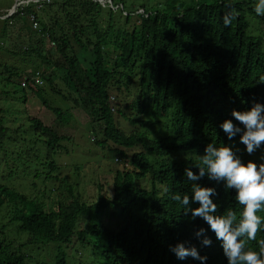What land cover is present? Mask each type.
Wrapping results in <instances>:
<instances>
[{"label":"trees","instance_id":"16d2710c","mask_svg":"<svg viewBox=\"0 0 264 264\" xmlns=\"http://www.w3.org/2000/svg\"><path fill=\"white\" fill-rule=\"evenodd\" d=\"M71 1L42 3L41 7L24 4L3 19L7 20L2 30L5 43H11L16 37L14 20L27 23L30 15L38 17L40 29H30L33 39L28 41L33 43L29 48L40 50V66L50 73L43 75L41 84L23 87L13 67L23 45L15 40L7 48L0 42V60L4 61L0 63L4 95L0 101V153L4 154L0 164L38 161L39 166L44 165L35 169L32 195L0 180V207L6 204L10 216L1 227L0 264H83V256L68 248L74 237L90 250H107L115 235L110 232L138 226L139 218L160 227L167 239L181 224V207L171 195L190 189L183 170L195 166L203 155L202 140L216 128L218 114L226 105L227 84L240 77L243 89L254 91L264 72V30L258 34L249 31L246 9H236L242 0H200L174 13H150L141 7L137 22L148 27L150 34L140 39L133 32L128 40L111 33L113 18L102 9L103 0L84 1L83 12L92 15L89 24L79 22L77 16L68 21L52 16L55 6L59 9ZM106 2V7H121L114 0ZM98 7L105 18L101 25L100 14L93 13ZM233 9L243 13L238 12L225 26L223 16ZM40 11L45 13L39 16ZM132 14L128 11L127 18ZM64 24L70 29L65 30ZM71 37L77 44L81 42L84 52H76ZM220 42L230 50V66L224 73L213 67L205 52L211 43ZM66 49L73 55L67 65L56 60L58 55H66ZM6 57L12 62H6ZM56 62L57 68H53ZM52 72L65 81L61 78L63 82L54 85ZM156 76L170 78L173 99L164 101L153 90ZM44 78L53 94L40 103L27 102L28 90L38 96L45 93ZM113 94L120 104L117 114L111 106ZM67 99L72 106L65 103ZM43 107L50 114L47 120L55 116L52 123L56 124L46 126L40 121ZM20 120H27L31 131L21 129L23 123L15 126ZM79 124L93 128L95 144L102 150L108 148L117 158L116 171L107 167L98 174L96 200L89 198L87 186L80 189L83 165L74 166L75 176L73 171L58 176L64 171L56 155L62 154L63 141L73 140ZM70 127L74 128L69 133ZM27 131L33 137L29 141L39 140L48 147L46 159L35 158L37 143L12 147L17 135ZM9 225L11 234L6 232ZM170 259L165 251L163 263ZM127 264H136L133 255Z\"/></svg>","mask_w":264,"mask_h":264},{"label":"clouds","instance_id":"9594fccd","mask_svg":"<svg viewBox=\"0 0 264 264\" xmlns=\"http://www.w3.org/2000/svg\"><path fill=\"white\" fill-rule=\"evenodd\" d=\"M54 1L57 0H16V4L0 18L6 19L24 4L41 7L42 3ZM240 8L246 9L250 32L258 34L264 30V0H242L236 7L237 10ZM238 12L233 9L226 13L224 25L229 26ZM254 18L260 20L257 25L252 23ZM29 20L31 28L26 22L22 25L30 32V29H40L35 14L30 15ZM29 41L21 47L27 55L13 61L14 73L19 74L15 78L22 80L23 87L41 84L43 75L50 73L48 68H41L40 50L29 48ZM1 42L3 44L5 39ZM205 52L211 56L210 62L215 69H224V73L230 66V50L225 43H211ZM71 56L66 49L61 61L67 65ZM33 58L37 67L27 71L26 66ZM56 66L57 62L53 68ZM52 76L54 85L63 82L62 76L59 78L53 72ZM154 78L156 88L153 90H157L164 101L173 99L170 78ZM221 79L225 83L228 81ZM242 82L238 77L227 84L226 105L218 114L216 128H211L202 140L205 141L203 155L198 156L195 166L183 170L190 181V189L183 194L171 195L181 207L179 229L166 239L160 227L139 218L138 226L112 230L114 240L107 250H90L89 245L76 238L68 248L83 256V264H105L107 261L127 264L130 255L134 256L136 264H164L165 251L171 258L167 264H264V72L254 91H245ZM46 83L44 78V88L49 89ZM34 97L39 102L48 99L42 92L40 96H28V100L34 101ZM110 100H115L114 94ZM111 106L115 111L116 108ZM81 244L84 249L79 248Z\"/></svg>","mask_w":264,"mask_h":264},{"label":"rangeland","instance_id":"374dc122","mask_svg":"<svg viewBox=\"0 0 264 264\" xmlns=\"http://www.w3.org/2000/svg\"><path fill=\"white\" fill-rule=\"evenodd\" d=\"M57 1H61V0H57ZM84 1L85 0H72L71 2H68V4L60 7L59 9L56 8L55 6L53 11H51L52 16L60 19L61 21L62 19L68 21L70 20V17L77 16L79 22L83 24H89L90 18L92 15L89 13L83 12ZM106 1L107 0H103L101 2V4L103 5L101 7L103 10L109 11V15L112 16L113 18V24H111L107 20V23H110V25H112L113 31H111V33L118 35L120 38H125L126 40L132 37L133 32H136L137 35L140 36L138 37L140 39L150 34V29L148 27H146L144 24H139L137 22V20L140 18V16L138 15V12H139L138 10L141 7L145 8L150 13H156L158 11L166 12V13H174L178 9L182 10L183 12L185 7L193 6L200 2V0H114V3H116L117 5H121L120 8L114 9V8L106 7L107 6ZM15 4H16V0H0V15H3L5 12L9 10L10 7H12ZM124 6L128 7L127 9L128 11H131V14L133 11V14L131 17L127 18L126 13H128V11L126 13H122ZM174 6H177V8H174ZM42 12L43 11H40L38 13L39 16H42L45 13V12L44 13ZM93 13L100 14L101 13L100 7H98L97 12H93ZM102 13H106V12H102ZM104 19L105 18L103 17L102 14H100L97 17V20H99L100 25ZM45 20L46 22L50 23V21L47 18H45ZM22 21L23 20L21 19L19 22L14 20L15 24H12L13 26L12 29L15 31L14 35H16V37H14L13 39H10L11 43L17 40L20 46L27 44L28 39L30 37L33 39V32H30L26 25H22ZM259 21L260 20L258 18H254L252 23L257 25ZM5 23H7V20H3V18H0V42L5 39V35L2 34V30L5 26ZM27 23H29V26L31 27L30 22L28 21ZM64 29L69 30L70 28H68L64 24ZM18 31L23 32V34L20 35L21 32H18ZM70 35H72V33ZM71 39H72L71 42L74 45L76 52L78 54L84 52V50L79 45L81 42L77 44L73 40V37H71ZM11 43L4 42L3 45L7 48H10ZM32 43L33 42H30L29 45L31 46ZM83 43H85V41H83ZM25 55H27V53L23 50H21L18 53V56L21 58L24 57ZM63 59L64 58L61 55H58L56 57V60H63ZM4 60L8 63L12 62V60L7 59V57ZM1 62H4V61L0 60V63ZM35 67H37V62L35 58H33V61L27 64L26 70L30 71L32 69H35ZM0 70H1V66H0ZM51 92L52 90L46 88L44 94L47 96H50L53 94ZM28 94H29L28 96H33L34 93L31 90H28ZM3 96L4 95H3V91H2V87L0 83V101L2 100ZM28 102H33L34 104L40 103L35 97H34V101L31 99V100H28ZM65 103H68L69 106H72L71 105L72 100L67 99ZM112 105L116 108L114 113L117 114L120 104L115 102V100H112ZM49 117H50V114L47 113L45 111V108L43 107L39 111L38 118L46 126L56 124V123H52V121L56 117L54 116L53 118H50V120L48 121L47 119ZM76 119H77V125H78L77 114H76ZM21 123H23V126H22L23 128L21 129L27 128L28 131H31L29 127V122L27 120L17 121L15 123V126ZM73 128L74 127L68 128L69 133L71 132ZM28 131L23 134H18L17 135L18 140L10 144L12 145V147H15V146L25 147V146H29V145H33L37 143L36 150L34 151L37 155V157L35 158H40L39 160L46 159L45 157L49 151L48 147H45L43 143L39 142V140L35 143H33V141L32 142L29 141L33 137L28 133ZM99 135L101 136V132L99 133ZM94 136L95 135L93 134V128L89 127L88 125L84 126L83 124H79V127L76 130L73 140L63 141L62 142L63 152L62 154L56 155V157L59 159L60 168L62 171H64V172L58 173V176L60 178H62L67 172L73 171L74 166L76 164H80L84 166L83 175L80 179V185L82 186L80 187V189H83L85 188V186H87L89 190L88 196H90L89 198L91 200L92 198L94 200L98 198V193L96 190L97 188L96 181H97L98 174L101 172V170H105L107 169V167H112V169L116 171L118 167V164L116 162L117 158L114 157V155L112 154L111 151H109L108 148H105L104 150H102L100 148L102 146L99 147L97 144H95L96 142H95ZM108 142L110 145L112 144L111 140H109ZM3 156H4L3 152L0 153V160H3L2 158ZM38 163H39L38 161H32V163H29L27 165H24L21 163L19 164V166H16L14 163H11V162L5 165H2L1 163L0 164V180L4 181L5 183H8L12 187H15L20 193L32 195L33 192H35V189L32 186V181L33 179H35L34 174H35L36 167L39 166ZM39 167L43 168L44 165L42 166L40 164ZM72 174L75 176L74 171ZM5 206L6 204L0 207V234L2 233V229H1L2 225L5 224L10 218L9 215H6ZM6 232L9 234L13 233L11 230V225L8 226ZM75 239L76 237L73 238V240ZM74 248L75 247H72V249ZM79 248L84 249L85 247L83 246V244H81L79 245Z\"/></svg>","mask_w":264,"mask_h":264}]
</instances>
